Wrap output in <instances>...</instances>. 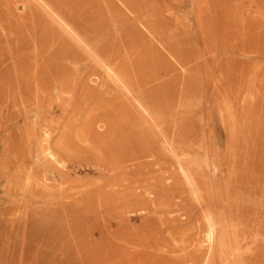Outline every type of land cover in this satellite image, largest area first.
<instances>
[{"label":"rangeland","instance_id":"obj_1","mask_svg":"<svg viewBox=\"0 0 264 264\" xmlns=\"http://www.w3.org/2000/svg\"><path fill=\"white\" fill-rule=\"evenodd\" d=\"M198 4L199 0H172L174 10L164 13L173 20L176 13L180 23L191 27L192 41L184 50L197 51L204 63L199 90L187 102L192 111L189 115L193 132L185 140L186 145L179 149L175 141L178 132L174 134L173 129L174 139H165L145 106L124 88L140 127V165L132 170L110 172L100 167L102 159L96 151L91 154L78 151L60 163L52 160L65 173L66 181L61 185L62 181L53 180V175L44 183L57 189L66 188L68 194L63 198L47 197L33 203L30 186L36 178L30 172L22 174L18 165L7 161L8 151L15 155V151L27 148L18 143L25 120L20 119L18 125L10 121L9 116L15 112L9 107L7 85L0 82V264H76L78 260L67 250L77 239L100 241L103 263L107 259L118 264L125 260H132L133 264H254L256 259L261 262L264 0H206L203 4L218 44L216 48L224 58L221 73H216L215 65L210 64L211 55H204V36L195 15ZM48 10L43 8L45 23L57 33H66L70 41L75 38L74 46L82 48L75 34L79 32L72 23L47 15ZM30 22L25 0H0V61H8L4 67L0 64V77L7 67L12 68L11 59L17 46L23 52L31 48L25 33V25ZM95 23L102 28L103 22ZM137 28L140 51L154 52L163 59L170 76L181 87L187 71L178 55L141 22ZM12 72L16 74L13 69ZM106 78L119 81L114 73ZM97 83V77L89 81L91 87ZM177 103L178 100L174 101ZM91 114L88 111L73 122L76 128L72 138L79 148H95L82 124L89 122ZM247 117L252 123L247 130V143L241 149L234 148L231 142L234 122L248 125ZM63 121L61 118L54 122L53 130ZM92 131L101 135L104 128L92 124ZM59 138L56 131L50 140ZM191 141L195 143L190 144ZM3 162L8 164L4 166ZM128 179L142 183L139 194L136 197L123 193V197H118L119 185L127 184ZM16 185L20 190L12 192ZM44 201L50 204L45 206ZM10 203L20 208L13 210ZM6 210L10 212L6 214ZM66 212L74 216L75 226L67 221ZM106 221H111L112 228L107 227ZM115 231L120 238L110 235ZM63 249L66 251L61 253Z\"/></svg>","mask_w":264,"mask_h":264},{"label":"bare ground","instance_id":"obj_2","mask_svg":"<svg viewBox=\"0 0 264 264\" xmlns=\"http://www.w3.org/2000/svg\"><path fill=\"white\" fill-rule=\"evenodd\" d=\"M25 1L31 19L25 25V33L32 46L26 52L17 46L11 59L12 68L5 69L0 82L7 85L5 90L10 98L9 107L15 112L9 116L10 121L18 125L20 119L25 120L24 131L20 130L18 143L27 148L15 151V155L8 151L10 156L7 161L18 165L22 174L30 172V176L36 178L35 184L30 186L33 203H40L38 199H58L68 194L66 188L57 189L56 186L44 183V180L53 175L52 179L61 180V185L66 181L65 173L52 160L60 163L63 159L74 157L78 151L86 154L96 151L102 159L100 167L110 172L132 170L133 166L137 168L140 165V127H137L133 105L123 91L124 88L145 106L165 139H174L171 136L173 129L174 134L178 132L175 134L178 138L175 141L179 149L183 144L186 145L185 140L193 132L189 115L192 111L187 102L199 90L200 71L204 63L197 51L189 53L184 50L192 41L191 27L180 23L176 13L175 20L164 16L165 12L173 9L172 0ZM205 2L206 0H199L195 13L204 36V55H211L210 64L215 65L216 73H221L224 58L216 48L218 44L210 31L208 14L203 5ZM46 7L49 8L47 15H55L72 23L79 32L75 34L80 38L82 48L74 46L72 42L76 41L75 38L70 41L66 33H57L45 23L43 8ZM96 21L103 22L101 29L97 28ZM140 22L155 36L160 37L186 67L187 75L182 80L181 87L178 86L179 81L170 76L169 66L163 59L154 52L144 54L140 51L137 28ZM6 63L8 61L2 59L1 67ZM12 69L16 74L11 73ZM112 73L119 81L106 78L111 77ZM92 77L98 79L96 87L89 85ZM217 91L220 95V87ZM176 93L178 97H175ZM177 100L175 105L174 101ZM88 111L92 114L89 122L82 123L83 131L95 148L83 149L73 142L72 134L76 128L73 127V122ZM58 113L61 114L58 116ZM61 118L64 123L53 130L51 125ZM246 122L248 125L240 126L234 122V133L231 136L234 148L241 149L247 143V130L252 126L250 117L245 119V124ZM92 124H99L104 132L101 135L95 134ZM56 131H59L60 138L50 140ZM141 131L144 133L142 129ZM2 164L5 166L8 163ZM141 184L137 179H128L127 184L119 185L118 197H123V193L137 197ZM17 190H20L19 185L11 189L12 192ZM44 204L47 206L50 203L44 201ZM10 207L13 210L20 208L12 203ZM9 210L5 213L8 214ZM65 215L67 221L75 226L74 216L70 212ZM106 225L108 228L113 226L111 221H106ZM99 234L100 237L103 236ZM110 235L120 238L118 231L111 232ZM70 246L67 254L78 260L76 264L119 263L113 259H107L103 263L100 241L77 239ZM64 251L66 250L63 249L61 253ZM261 263L264 264V258L261 262L259 259L254 262ZM121 264H133V261L125 260Z\"/></svg>","mask_w":264,"mask_h":264}]
</instances>
